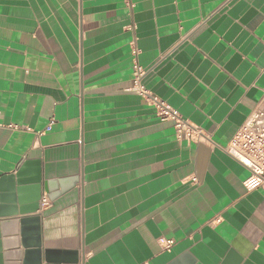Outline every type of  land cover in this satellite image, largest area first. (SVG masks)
Returning a JSON list of instances; mask_svg holds the SVG:
<instances>
[{
	"label": "crops",
	"instance_id": "crops-1",
	"mask_svg": "<svg viewBox=\"0 0 264 264\" xmlns=\"http://www.w3.org/2000/svg\"><path fill=\"white\" fill-rule=\"evenodd\" d=\"M134 48L209 140L134 91ZM263 99L264 0H0V224L39 216L42 264H264V188L225 151Z\"/></svg>",
	"mask_w": 264,
	"mask_h": 264
},
{
	"label": "built area",
	"instance_id": "built-area-1",
	"mask_svg": "<svg viewBox=\"0 0 264 264\" xmlns=\"http://www.w3.org/2000/svg\"><path fill=\"white\" fill-rule=\"evenodd\" d=\"M126 1L130 3V0ZM132 52L135 70L134 91L156 110L161 120L170 121L174 124L176 137L179 141L209 140V136L199 127L184 119L170 105L146 88L143 80L147 70L137 60L140 51L134 48ZM225 151L231 158L250 171L249 178L244 182L247 191L264 188V99L236 132ZM161 243L166 249H170L174 245L172 240L164 239L161 240Z\"/></svg>",
	"mask_w": 264,
	"mask_h": 264
},
{
	"label": "water",
	"instance_id": "water-1",
	"mask_svg": "<svg viewBox=\"0 0 264 264\" xmlns=\"http://www.w3.org/2000/svg\"><path fill=\"white\" fill-rule=\"evenodd\" d=\"M21 212V215L32 214L34 212ZM40 217L22 218L19 221H6L0 224V253L6 251L5 254L6 264H42V244L39 238L37 228L39 227ZM17 225H20V229H17ZM34 225L32 232L29 231V227ZM19 230V232H18ZM2 233L5 237L4 243L1 242ZM20 234V235H19ZM12 238V239H11ZM4 244V249H3ZM23 247L24 251L16 252L15 250ZM2 257L0 256V262ZM47 264H53L48 256L45 257ZM241 260L237 256H227V259L223 264H240ZM76 264V261L73 262Z\"/></svg>",
	"mask_w": 264,
	"mask_h": 264
}]
</instances>
